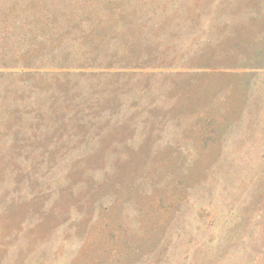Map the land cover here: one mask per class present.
<instances>
[{"label":"rangeland","instance_id":"obj_1","mask_svg":"<svg viewBox=\"0 0 264 264\" xmlns=\"http://www.w3.org/2000/svg\"><path fill=\"white\" fill-rule=\"evenodd\" d=\"M248 6L264 0H0L3 49L29 30L15 19L113 37L178 99L220 102L193 125L17 102L0 119V264H264V48L246 45L264 15Z\"/></svg>","mask_w":264,"mask_h":264},{"label":"crops","instance_id":"obj_2","mask_svg":"<svg viewBox=\"0 0 264 264\" xmlns=\"http://www.w3.org/2000/svg\"><path fill=\"white\" fill-rule=\"evenodd\" d=\"M234 5L232 16L240 19L237 11L239 5ZM250 8L248 6L245 14L252 15ZM256 10L258 12L252 18L264 15V7L259 6ZM44 12L43 30L48 26L47 4H44ZM26 20L12 21L15 25H26L29 32L32 25ZM235 31L231 33L232 36ZM28 32L10 36L15 41V47L3 49L0 46V119L10 109L15 110L17 102L31 110L37 104L46 108L49 101L52 108L79 109L82 113L80 117H89L90 120L94 117L95 124H101V118L131 117L135 116L133 112L138 111V116L169 118L164 122L166 125L176 122L172 121L173 118H187L193 125L207 109L220 103L216 96L206 101L201 86V93L200 90L198 94L195 93L198 91L196 86L191 87L190 91L181 94L183 99H178L175 95L176 80L151 78V73L155 72H146L140 69L142 65L128 63L131 61L126 51L130 42L104 36L86 39L54 33L50 36L32 35ZM255 40L254 43L248 41L246 45L263 49L264 30ZM28 58L35 63L29 64ZM258 62L262 64L258 67L264 68V56ZM255 74L249 73L251 79V75L255 77L251 81L252 86L257 84ZM90 120L89 125H92ZM80 122L85 124L83 120ZM0 125H4L1 120Z\"/></svg>","mask_w":264,"mask_h":264},{"label":"trees","instance_id":"obj_3","mask_svg":"<svg viewBox=\"0 0 264 264\" xmlns=\"http://www.w3.org/2000/svg\"><path fill=\"white\" fill-rule=\"evenodd\" d=\"M253 11V13H255V12H258L256 9L255 10H252ZM251 11V12H252ZM49 15V14H48ZM50 20H52V19H50ZM48 22H49V20H48ZM49 24H51V23H49Z\"/></svg>","mask_w":264,"mask_h":264}]
</instances>
